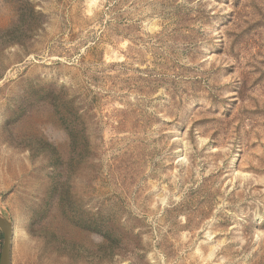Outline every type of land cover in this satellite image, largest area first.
<instances>
[{
    "label": "rangeland",
    "instance_id": "obj_1",
    "mask_svg": "<svg viewBox=\"0 0 264 264\" xmlns=\"http://www.w3.org/2000/svg\"><path fill=\"white\" fill-rule=\"evenodd\" d=\"M108 2L0 0L11 264H264V0Z\"/></svg>",
    "mask_w": 264,
    "mask_h": 264
},
{
    "label": "water",
    "instance_id": "obj_2",
    "mask_svg": "<svg viewBox=\"0 0 264 264\" xmlns=\"http://www.w3.org/2000/svg\"><path fill=\"white\" fill-rule=\"evenodd\" d=\"M0 231L2 233V245L0 249V264H11V235L12 224L0 212Z\"/></svg>",
    "mask_w": 264,
    "mask_h": 264
},
{
    "label": "trees",
    "instance_id": "obj_3",
    "mask_svg": "<svg viewBox=\"0 0 264 264\" xmlns=\"http://www.w3.org/2000/svg\"><path fill=\"white\" fill-rule=\"evenodd\" d=\"M117 1L118 0H112V2H108V5L107 6H113V5H115L116 3H117ZM0 235H1V233H0Z\"/></svg>",
    "mask_w": 264,
    "mask_h": 264
}]
</instances>
